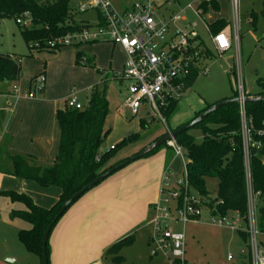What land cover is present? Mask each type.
<instances>
[{
	"label": "rangeland",
	"instance_id": "1",
	"mask_svg": "<svg viewBox=\"0 0 264 264\" xmlns=\"http://www.w3.org/2000/svg\"><path fill=\"white\" fill-rule=\"evenodd\" d=\"M214 1L218 3V9L209 5L203 19H197L190 11L180 14L181 9L188 4L196 7L199 4L197 0H156L157 5H161L157 13L164 24L180 30H191L193 24V31L210 49V34L205 24L224 20L232 25L236 9L238 16V40L233 43L231 50L225 55L218 56L213 53V57L206 65L207 75H199L187 91L180 96L168 119L166 116L169 111L161 112L167 119L166 126L153 117L152 112H149L152 118H148L143 109L137 116H133L126 109L120 111L127 85L115 79V76L121 72L124 60L119 47L99 42L85 44L79 48L63 47L55 53L32 52L23 41L19 27L13 19L0 21V54L21 57V73L17 83L0 82V111L7 109L8 105L13 108L12 104L17 97H27L29 82L34 77L43 74L45 81L41 93L34 97H27L28 100L39 103L40 106L25 112L19 109L17 114L28 117L27 131L33 140L35 137L32 132L40 130L42 134L48 136L47 140L53 146L54 152L55 148L57 152L58 127L55 109L62 106L71 94H75L83 107L87 106L91 93L96 87L97 91L104 95L108 105V114L104 124L108 133L102 138L99 153L111 150L113 159L109 163H114L137 155L141 149L163 136L167 128L171 127V130H175L177 125H185L192 121L204 108L236 96L238 67L245 97L258 94L261 91L258 82L264 80V35L260 29V21L264 14L263 0H239L235 11H233L231 0ZM73 14L77 23L83 21L90 27L97 23L94 11L74 12ZM174 16L183 17L184 20L176 23ZM256 22H258L257 25ZM76 51L83 54L80 59L76 58ZM55 102L56 107L53 109ZM1 114L5 115L6 120L2 122L0 118V136L11 118L9 113H0V116ZM17 122L15 119V123ZM142 123H144L143 126ZM189 134L197 141L201 139V133L197 129L189 130ZM36 161L41 166L47 165L39 158H36ZM157 162L171 168L174 173L173 179L179 178L180 160L175 158L173 152L167 150L165 146L116 171L90 192L95 193L97 189H94L100 185L111 184L109 193L104 198L106 201L103 206L104 213L92 216L91 213L88 215L87 211V215L73 217L75 206L72 205L57 222L47 241L49 264L51 242L56 233L62 230L71 233L70 229L80 222L91 225L96 224L97 219L105 225L104 231L95 234L85 233L82 240L88 241L89 245L94 244L95 252L101 251L96 259L100 264H115L112 260L115 257L122 258L123 261L120 264H166L163 255H151L150 238L153 227L150 223V215L145 210L146 202L152 196V193L148 195L146 191L148 181H150L146 178L149 179V175L152 178L155 174L153 165H157ZM8 179L15 180L16 178L0 176V192L23 193L32 200L36 198L39 203H44L49 199L48 194L44 192L45 188H35L32 185V187H20L19 191H16L14 187L11 188L12 185L15 186V183ZM15 181L18 183L17 180ZM204 187L209 197L212 200L215 199L216 179H204ZM52 205L53 203L49 207ZM12 209L24 208L23 205L11 204L0 196V252L8 251L7 257L16 260V264H29V258L35 264H41L40 258L26 252L19 242L18 232L28 230L30 227L22 220L10 219L9 213ZM92 210L93 208L89 209L90 212ZM74 238L77 240V236ZM126 239H131V241L119 248L116 254L106 255L107 249ZM258 240L259 247L264 249V233L258 237ZM82 252L84 256H87L84 251ZM229 256L232 258L231 263L226 261ZM185 258L187 264H247L250 261L248 242L243 240L238 231L213 227L205 224L203 220L190 223L185 229ZM83 264H91V262L85 261Z\"/></svg>",
	"mask_w": 264,
	"mask_h": 264
},
{
	"label": "trees",
	"instance_id": "2",
	"mask_svg": "<svg viewBox=\"0 0 264 264\" xmlns=\"http://www.w3.org/2000/svg\"><path fill=\"white\" fill-rule=\"evenodd\" d=\"M75 3L76 0H0V21L13 19L16 23L17 20L24 18V14H27L30 20L28 28L16 24L29 50L54 53L55 51L48 50L47 42L67 32L77 31L87 26L86 22L76 23L72 13ZM209 5L218 9L214 1L209 4L204 3L201 5L203 14L207 12ZM227 25L228 23L223 20L215 21L207 25L208 32L209 34L217 33ZM205 55L208 60L213 57L211 53L206 52ZM82 56V53L76 51L77 59ZM20 73L21 57L0 54V82L17 83ZM196 79L197 74L194 71L186 81L185 87L189 88ZM30 84L31 81L27 95L30 94ZM258 85L261 91L256 95H263L264 80L259 81ZM94 89L87 106L82 109L66 108L65 103L56 109L55 118L59 138L57 153L50 165L41 166L35 157L9 150L10 137L3 136L0 139V174L13 176L20 181L33 182L40 188L54 187L60 190L58 201L47 209L36 205L26 194L14 191L0 192V196L11 204L23 205L24 209H12L9 218L22 220L29 225L28 230L18 232V240L26 252L40 258L41 264L42 236L60 206L97 176L127 159L109 163L113 159L112 151L99 153L102 138L108 133V129L104 127L108 105L104 95L99 93L97 88ZM175 105L176 103H171L164 110L169 111L167 119ZM244 107L247 119L251 121L253 140L260 144L258 149H249L248 155L251 188L260 195L257 207V226L259 231L264 233V101L246 103ZM208 108L209 106L200 113ZM191 129L200 131V140L197 141L190 136L189 130ZM191 129L175 137L176 143L184 149L189 161L187 171L190 186L202 197L210 198L204 187V179H216L217 194L212 202H221L216 206L217 212L219 214L237 212L241 218H244L247 211V189L238 106L236 104L223 106ZM258 131L262 132L261 136L256 135ZM157 149L147 155L153 154ZM239 234L246 241L245 234L241 232ZM130 241L131 239H126L115 243L107 249L106 255L116 254L119 248ZM46 252L49 262L48 243ZM112 260L115 264L123 261L120 257Z\"/></svg>",
	"mask_w": 264,
	"mask_h": 264
},
{
	"label": "built area",
	"instance_id": "3",
	"mask_svg": "<svg viewBox=\"0 0 264 264\" xmlns=\"http://www.w3.org/2000/svg\"><path fill=\"white\" fill-rule=\"evenodd\" d=\"M197 1L199 4L196 7L188 4L181 9L180 14L190 11L197 19H203L201 5L209 4L211 0ZM238 1L231 0L233 11L238 6ZM160 6L156 0H125L120 4H115L112 0H76L72 13L94 11L97 23L93 27L87 24L80 30L67 32L47 42L46 46L52 51L99 42L120 47L124 52L125 62L115 78L127 85L122 108L131 112L133 116H137L143 109L147 117L152 118L149 115V112H152L153 117L166 126V119L161 112L169 104L179 101L180 96L187 91L185 83L194 71L197 77L207 75L206 65L209 60L206 52L212 56L213 53L222 56L231 50L233 43L238 40V19L234 13L232 25L229 23L221 31L210 34V49L193 31V24L191 30H180L164 24L157 13ZM23 17L16 23L28 28L29 17L27 14ZM173 19L176 23L184 20L180 16H174ZM205 26L208 31L207 24ZM237 72L235 97L239 99L237 106L246 172V215L241 218L237 212L219 214L216 206L221 202H212L211 198L202 197L193 190L189 183L187 171L189 161L185 151L175 139L170 140L166 147L180 160L179 178L173 179L168 170L163 172L158 198L150 205V223L153 227L150 238L151 255H163L166 264H187L185 229L188 224L200 220L213 227L244 233L248 242L249 264H264V249L259 247L258 240L262 233L257 226L260 195L251 188L248 155L249 149H258L260 144L253 140L251 121L247 119L242 102L245 92L239 67ZM44 81L43 74L34 77L27 97H34L40 93ZM65 106L73 110L83 108L75 94H71L65 100ZM167 132L171 131L167 128ZM256 135L261 136L262 132L258 131ZM226 261L231 263V256L227 257Z\"/></svg>",
	"mask_w": 264,
	"mask_h": 264
},
{
	"label": "crops",
	"instance_id": "4",
	"mask_svg": "<svg viewBox=\"0 0 264 264\" xmlns=\"http://www.w3.org/2000/svg\"><path fill=\"white\" fill-rule=\"evenodd\" d=\"M112 1L115 4H120L125 0H112ZM211 1H214V0H211ZM215 3L218 5L217 2H215ZM238 4H239V1H238ZM237 8H238V6H237ZM263 10H264V0H263ZM236 17L238 19L237 10H236ZM256 20H257V18H256ZM227 23L229 24L230 22H227ZM257 23L258 22H256V25H257ZM253 24H254V21H253ZM260 24H261L260 29L262 30V33L264 35V14H263V17L260 21ZM82 46H84V45H82ZM112 46L118 47V46H114V45H112ZM55 52H58V51H55ZM120 52L124 56V60L122 63V67H123V64L125 62V55H124V52L121 48H120ZM121 70H122V68H121ZM116 80H118V79H116ZM11 98H13V97H11ZM25 98L24 97H17L12 104L13 108H10V106L8 105L7 109L4 108L3 110L0 111V113H9L11 115V118H10L6 128H4L1 131V136L3 135V136L10 137L9 150H11L12 152L18 153V154H24V155L27 154L30 156L33 155L35 158H39L40 160L44 161L47 165H50L56 156L55 155L56 148H55V152H54L53 146L47 140L48 136L42 134L40 130L37 132H35V131L32 132V135L35 137V140H33L31 138V134L27 131V119H28V117H24L20 114H17L19 109L22 110V112H25L26 110H31L34 107L40 106L39 103L28 100L27 97H25ZM55 107H56V102L53 103V109ZM56 109H55V111H56ZM122 109L123 108L121 106L120 111ZM0 118L2 119V122H4L6 120L4 114H1ZM15 119L18 121L17 123H15ZM13 120H14V123H13ZM181 125H183V124L177 125L175 128H177L178 126H181ZM170 129H171V127H170ZM172 129H174V128H172ZM57 130H58V138H59V129L57 128ZM1 136H0V139L3 137V136L2 137ZM57 146H58V139H57ZM165 148L167 150H170L167 147H165ZM152 159H154V158H152ZM179 165H180V167H179V174H180L181 164H179ZM153 168H154L153 172H155V174L152 175V178L150 177V175H149V179L146 178V180H150V181H148V187L146 188V191H148V195L152 193V196H150V198H148V200L146 202V206H145V208H146L145 210L147 213H149V215H150V205L154 201H156L158 198V190H159L160 180H161V176H162L163 172L168 170L172 175L174 174L168 165L164 166L161 163H158L157 165H153ZM0 176L3 177V176H7V175L0 174ZM8 180H11V182L15 183V186L11 184L12 185L11 188L14 187V189L16 191H19L18 189H20V187H24V188H25V186L32 187V185H34L35 188L36 187L40 188L35 183L30 182V181H20L18 179H15L18 182V183H16V181L14 179H8ZM110 187H111V184L110 185L109 184L100 185L98 187L99 189L98 188L94 189V190L97 189L95 193H90L92 191V190H90L89 192L84 194L74 204L75 207H74V211H73V217H75V216L80 217L83 215H87V213H86L87 211L89 212L88 215L92 214V216H94V215L97 216V214L104 213L103 211H105V209L103 208V206L105 204L104 202H106L104 198L108 195ZM44 192H46L45 194H48V196H49V199H47V201H45L44 203H39L36 200V198H33L30 194L29 195L33 198L32 201L36 205H38L39 207L47 209L52 203L54 205L58 201L59 195H60V190L57 188H54V187H49V188H45ZM125 192H127V190ZM154 192L156 194H154ZM156 195H157V198H156ZM106 204L110 205V203H106ZM91 208H93V210L90 212L89 209H91ZM104 227H105V225H103L101 223V220L97 219V223L96 224L94 223L91 225L84 224V223L80 222L76 227L70 229L71 233L67 232L66 230H62V231L56 233L54 238L52 239V242H51L50 264H83L85 261H88L89 263L91 262V264H100L98 262L99 260H96V259L98 258V256H100L99 254L101 251L98 250L95 252L93 250L94 244L89 245L88 241H85L84 239L82 240V238H83V235L85 233L95 234L98 232H102V231H104L103 230ZM75 236H77V240H75V238H74ZM87 236H88V234H87ZM82 251H84V253H86L87 256H84ZM8 255H9L8 251L0 252V264H16V260H13V259H12V261H13L12 263H8L5 261V259L8 258L7 257ZM29 264H35V263L33 262V260H31L29 258ZM247 264H249V263H247Z\"/></svg>",
	"mask_w": 264,
	"mask_h": 264
},
{
	"label": "water",
	"instance_id": "5",
	"mask_svg": "<svg viewBox=\"0 0 264 264\" xmlns=\"http://www.w3.org/2000/svg\"><path fill=\"white\" fill-rule=\"evenodd\" d=\"M261 101H264V94L263 95H250V96L245 97L242 100L244 105L246 103H255V102H261ZM238 103H239V99L234 97V98H230V99H227V100H223V101H221L219 103H216V104L210 106L208 109H206L205 111L200 113L195 119H193L189 123H187L185 125H182L178 129H175V130L171 131L170 133L166 132L163 136L157 138L152 143H150L148 146H146L137 155H134V156L126 159L125 161L121 162L120 164H117L114 167L108 169L106 172H104V173L100 174L99 176H97L94 180H92L90 183L85 185L79 191L75 192L69 199H67L60 206V208L58 209L57 213L55 214L53 219L50 221V223L47 225V227H46V229H45V231L43 233V236H42V247H41V250H42V264H49L48 256H47V252H46V246H47V241H48V238H49V235H50V232H51L52 228L56 225V223L59 221V219H61V217L68 211L70 206L72 204H74L77 200H79L84 194H86L87 192L92 190L94 187H96L97 185L102 183L104 180H106L109 176H111L116 171H118V170L122 169L123 167H125L126 165H128V164H130V163H132V162L144 157L145 155L149 154L153 150L166 145L167 142H169L170 140L175 139V137L178 134L193 128L195 125L199 124L206 116H208L209 114L215 112L219 108H221L223 106H226V105H230V104L238 105ZM5 261L8 262V263H12L13 262L12 259H10V258H6Z\"/></svg>",
	"mask_w": 264,
	"mask_h": 264
},
{
	"label": "snow or ice",
	"instance_id": "6",
	"mask_svg": "<svg viewBox=\"0 0 264 264\" xmlns=\"http://www.w3.org/2000/svg\"><path fill=\"white\" fill-rule=\"evenodd\" d=\"M221 39H223V38H221Z\"/></svg>",
	"mask_w": 264,
	"mask_h": 264
}]
</instances>
